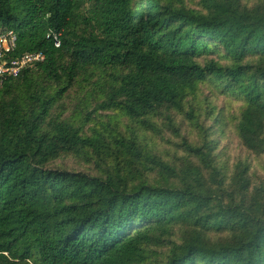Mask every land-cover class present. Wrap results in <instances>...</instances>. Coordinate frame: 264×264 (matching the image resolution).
Here are the masks:
<instances>
[{
    "label": "trees",
    "instance_id": "16d2710c",
    "mask_svg": "<svg viewBox=\"0 0 264 264\" xmlns=\"http://www.w3.org/2000/svg\"><path fill=\"white\" fill-rule=\"evenodd\" d=\"M9 32L45 62L0 89V264H264V0H0Z\"/></svg>",
    "mask_w": 264,
    "mask_h": 264
},
{
    "label": "built area",
    "instance_id": "2783aa9c",
    "mask_svg": "<svg viewBox=\"0 0 264 264\" xmlns=\"http://www.w3.org/2000/svg\"><path fill=\"white\" fill-rule=\"evenodd\" d=\"M51 37L55 41V47L60 48L61 34L53 33ZM17 46L18 36L14 32L0 33V89L6 81L19 79L25 70L45 62L43 53L17 56Z\"/></svg>",
    "mask_w": 264,
    "mask_h": 264
},
{
    "label": "rangeland",
    "instance_id": "374dc122",
    "mask_svg": "<svg viewBox=\"0 0 264 264\" xmlns=\"http://www.w3.org/2000/svg\"><path fill=\"white\" fill-rule=\"evenodd\" d=\"M75 96H76V93H75V91H74V92L71 94V100H68V101H66V102L72 106V104L76 101V100H75ZM67 115H68V114H67ZM67 162H68L67 160L64 161V163H67ZM72 164H74V161H73V160H71V165H72ZM54 166H55V167H58L57 164H55Z\"/></svg>",
    "mask_w": 264,
    "mask_h": 264
}]
</instances>
